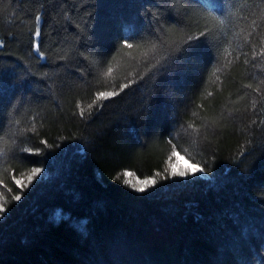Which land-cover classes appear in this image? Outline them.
Wrapping results in <instances>:
<instances>
[{
	"label": "trees",
	"instance_id": "trees-1",
	"mask_svg": "<svg viewBox=\"0 0 264 264\" xmlns=\"http://www.w3.org/2000/svg\"><path fill=\"white\" fill-rule=\"evenodd\" d=\"M0 205V264H264V0H0Z\"/></svg>",
	"mask_w": 264,
	"mask_h": 264
},
{
	"label": "snow or ice",
	"instance_id": "snow-or-ice-1",
	"mask_svg": "<svg viewBox=\"0 0 264 264\" xmlns=\"http://www.w3.org/2000/svg\"><path fill=\"white\" fill-rule=\"evenodd\" d=\"M40 21H41V16L40 15H36L35 16V24L36 27L34 29V32L32 34V38H31V49L33 51H36L37 53H39L41 58H44L45 54L44 52L41 50V36H42V32H41V27H40ZM201 35H206V33H201ZM131 38H126L124 40V45L126 47H128L129 49H131L133 47V44L129 43L128 40ZM196 39H199V37H197ZM191 41H189L190 43ZM109 72H111V68L108 69ZM123 87H127V85H124ZM116 95V93L114 92H97L96 93V98L97 100L100 99H107L109 97H112ZM92 105H89V108H91ZM81 115H83V110L81 109ZM46 143V142H45ZM176 154V149L173 148L172 150V155ZM41 169L36 168L32 170V174L29 175L28 180L31 181L32 177L38 173H40ZM200 172H204V169H200ZM173 177L175 176H180L183 177L186 175V173L184 171H180L177 172L175 169H172L171 173H170ZM125 177H129L132 174L130 172H125L124 173ZM157 175H159V173H157ZM19 183V182H17ZM126 184H130L136 191L138 192H144L146 190L147 187L149 186H154L156 184V180L153 178H145L143 180H139L137 183L132 184V182L130 180H125ZM14 200L19 201L21 200V196L20 195H15L13 197ZM5 209L3 207V205H0V213H4Z\"/></svg>",
	"mask_w": 264,
	"mask_h": 264
},
{
	"label": "rangeland",
	"instance_id": "rangeland-1",
	"mask_svg": "<svg viewBox=\"0 0 264 264\" xmlns=\"http://www.w3.org/2000/svg\"><path fill=\"white\" fill-rule=\"evenodd\" d=\"M171 168L175 169L177 172L180 171H184L186 173L185 176H183L182 178H192V177H205L204 176V172H200L199 170L201 169L198 166L192 165L191 163H189L187 160H185L184 158H181L179 155H175L171 161ZM170 171H172L170 169ZM31 175V174H30ZM39 173L34 175L31 179V181L27 182V185L31 184L33 181H35L37 179V177H39ZM29 177V176H28ZM180 177V176H177ZM139 180L134 179L132 180V184L137 183ZM132 187V186H131ZM152 187V186H151ZM150 186L146 188V190H148L149 188H151ZM145 190V191H146ZM2 201L5 202L4 199H2Z\"/></svg>",
	"mask_w": 264,
	"mask_h": 264
},
{
	"label": "bare ground",
	"instance_id": "bare-ground-1",
	"mask_svg": "<svg viewBox=\"0 0 264 264\" xmlns=\"http://www.w3.org/2000/svg\"><path fill=\"white\" fill-rule=\"evenodd\" d=\"M170 165H171V163H170ZM170 169L172 170V168H171V166H169V171H167V173L170 175V177L172 176L170 173H171V171H170Z\"/></svg>",
	"mask_w": 264,
	"mask_h": 264
}]
</instances>
